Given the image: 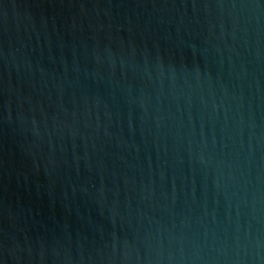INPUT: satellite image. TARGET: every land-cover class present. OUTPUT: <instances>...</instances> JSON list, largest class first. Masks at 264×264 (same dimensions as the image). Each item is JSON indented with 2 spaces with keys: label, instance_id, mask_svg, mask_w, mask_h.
Returning <instances> with one entry per match:
<instances>
[{
  "label": "water",
  "instance_id": "95a60500",
  "mask_svg": "<svg viewBox=\"0 0 264 264\" xmlns=\"http://www.w3.org/2000/svg\"><path fill=\"white\" fill-rule=\"evenodd\" d=\"M0 264H264V0H0Z\"/></svg>",
  "mask_w": 264,
  "mask_h": 264
}]
</instances>
